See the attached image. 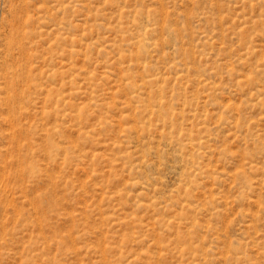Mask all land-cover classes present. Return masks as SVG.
Segmentation results:
<instances>
[{
	"label": "rangeland",
	"instance_id": "obj_1",
	"mask_svg": "<svg viewBox=\"0 0 264 264\" xmlns=\"http://www.w3.org/2000/svg\"><path fill=\"white\" fill-rule=\"evenodd\" d=\"M0 264H264V0H0Z\"/></svg>",
	"mask_w": 264,
	"mask_h": 264
}]
</instances>
